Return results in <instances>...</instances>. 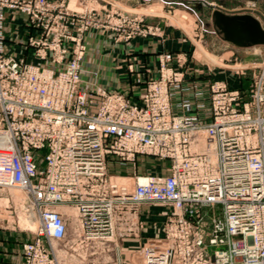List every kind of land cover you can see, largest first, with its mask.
Here are the masks:
<instances>
[{
  "label": "built area",
  "instance_id": "2783aa9c",
  "mask_svg": "<svg viewBox=\"0 0 264 264\" xmlns=\"http://www.w3.org/2000/svg\"><path fill=\"white\" fill-rule=\"evenodd\" d=\"M62 5L0 0V194L24 191L40 228L21 264H60L51 244L67 233L65 205L76 207L83 237L96 242L114 234L118 217L135 218L142 203L173 206L164 236L143 250V264H264V62L247 100L226 82L211 83L208 122L172 111L170 88L185 74L169 64L183 65L180 55H163L160 75L140 101L104 88L93 97L82 85L86 46L68 30L69 21L88 29L92 13ZM4 8L22 12L40 32L23 42L38 63L6 51ZM132 12L115 8L105 21L117 15L114 25L127 39L158 34ZM183 106L192 109L190 102ZM137 154L170 160L169 173L116 182L108 173L113 158L133 161ZM217 205L223 217H213L208 232L201 209ZM208 234L209 244L225 246L213 256Z\"/></svg>",
  "mask_w": 264,
  "mask_h": 264
},
{
  "label": "rangeland",
  "instance_id": "374dc122",
  "mask_svg": "<svg viewBox=\"0 0 264 264\" xmlns=\"http://www.w3.org/2000/svg\"><path fill=\"white\" fill-rule=\"evenodd\" d=\"M51 1L62 3V8H67L70 12L83 13L88 10L87 12L92 13L91 15L94 20L90 27L84 31L78 30V24L73 25L71 21H69L68 24V30L72 34L82 36L83 38V42L86 46L84 58L87 52L85 35L91 30H99L105 34H110L117 42H129L138 36H161L163 33L161 24H168L169 26L178 28L189 42V51L182 56V58H184V64L180 66V64L176 62L179 68H174L184 72L183 68L187 62V57H190L189 59L199 62L204 66L207 72H212L215 74V77L217 76L216 80H212L211 83L214 81H223L227 83L226 80H223L224 76L230 77L231 80L233 76V78L237 80V84L242 87L244 85V88L247 87L248 89L245 94L241 88H237L242 92L243 101L249 98V89L260 73V68L258 66L264 62V45L248 48L231 45L234 47L233 49L235 52L232 57L230 56V53H226L225 55L212 53L205 44V38L211 31L206 16L197 8L188 7V4H186L184 0H175L177 1L175 4H172L174 0H144V3L140 4L137 8H132L121 0H81V3L79 0H72L71 4H69L70 0ZM208 1L213 5H222L233 12L251 13L253 16H256L264 28V0ZM162 6L164 8H162ZM115 8H123L128 11H133V14H138L139 17H142L143 19V27L154 26L159 29L158 34H140L135 35L131 39H127L124 33V28H119L114 25V22L117 20V15L112 17V22L105 21L109 12L113 11ZM187 15L193 16L196 21L188 18ZM27 18L28 17L22 12L15 11L12 8H4L2 19L3 41L7 52L10 54H20L21 56H24L28 62L36 64L39 61L35 57L32 47L27 46V49L24 48L23 42L27 41L30 37H38L40 32L28 26L29 20ZM148 19H157V22H148ZM180 24L184 25L181 26ZM21 25L25 28V31H21L20 27L18 28V26ZM33 29L35 31H33ZM128 30L129 28L126 27V33ZM68 45L70 46V44ZM210 53L217 58L216 61H214L215 59L210 58ZM166 54H171L173 56L180 55L172 53ZM166 54H160L159 56L160 70L161 58ZM172 63L173 62L169 65ZM158 77L152 79H157ZM150 80H148V82ZM229 83H231V81ZM99 88L104 87L96 85L90 91L87 90V92L90 96L94 97V92ZM122 95L133 102L140 101L142 98ZM38 153L39 156L37 157V163L40 168H43L45 166L44 156L47 153V149H42ZM111 163L112 164H110L108 170L109 175H116L123 181L134 184L133 179L124 177L134 175L143 176L147 174L166 175L169 173L167 167L170 164V160L160 159L152 155L137 154L133 161L113 158ZM116 164H118L117 167L113 166ZM8 199L9 202L7 201ZM32 206L33 205L30 203L27 194L20 189H7L0 194V231L8 236L7 243L9 245H7L8 248L5 247V249L8 250L10 255H6L8 254L4 252L6 250L0 247V264H21L25 260V245L35 243L39 238V221L37 219L35 208L33 209ZM172 209V205L142 203L137 209V215L135 218L124 219L118 217L116 219L115 231L111 237L105 240L92 242L85 240L83 237L76 207L71 204L65 205L63 210L65 211L66 216L67 233L64 238L52 241L51 248L53 252L51 253H53L55 257L56 255L58 256L60 264H143V250L149 240H160L164 236L165 226L168 222V214ZM32 211L34 214L33 217L31 214ZM201 214L207 225V231L210 232L213 228V217L219 219L223 217L222 206L217 205L214 207H205L201 209ZM22 217H27L26 219L33 218V224L32 222L29 224L26 220H22ZM130 227H132V229H130ZM209 237L208 234L206 236V244L208 253L213 256L215 255L216 250L223 249L225 246H214L209 244ZM46 244L48 245V242H46ZM15 256H20V261L16 262ZM4 257L6 259L9 258L10 261L4 262Z\"/></svg>",
  "mask_w": 264,
  "mask_h": 264
},
{
  "label": "crops",
  "instance_id": "0c3cea01",
  "mask_svg": "<svg viewBox=\"0 0 264 264\" xmlns=\"http://www.w3.org/2000/svg\"><path fill=\"white\" fill-rule=\"evenodd\" d=\"M79 1L81 3V0ZM184 1L188 4V7H195L206 16L208 25L211 28V31L205 38L206 47L212 51V53L223 55L230 53L232 57L235 52L233 49L234 47L231 45H238L225 40L224 37L217 32L212 14L216 8L226 12L233 11L222 5H213L209 3L208 0ZM71 2L72 0L69 1V4H71ZM163 2L166 3L165 1ZM176 2L177 1L174 0L172 4ZM125 3L132 8H137L140 4L144 3V0H127ZM162 8L164 7L162 6ZM187 17L196 21L191 15H187ZM147 21L157 22V19H148ZM161 25L163 29L161 36H138L129 42H117L110 34H105L99 30L87 32L85 35L87 52L82 61L81 73L83 87L90 91L96 85H101L111 93H122L128 97L141 98L145 92L148 80L156 78L159 75L160 54H180L182 57L189 51V42L178 28L169 26L168 24ZM180 25L183 26L184 24ZM19 27L21 31H25L22 25L18 26V28ZM263 45L264 44L253 46ZM214 57L215 56L210 53V58L216 61L217 58ZM189 58L190 57H187V62L183 68L185 73L183 82L170 88L172 110L175 114H197L201 121L208 122L210 120V84L212 80H216L217 76L215 77V74L212 72H207L204 66L199 62H195ZM171 65L175 68H179L176 62H173ZM223 80L227 81L229 87L241 88L246 94L248 90L247 87L244 88V85L242 87L237 84V80L233 78V76L232 80L228 76H224ZM230 81L231 83H229ZM95 99L100 101L101 97L95 96ZM186 102L192 104V109L189 111L183 106ZM113 166L117 167L118 164ZM7 239L8 236L0 231V247L4 248V250H6L5 247L8 248L7 245H9ZM4 252L8 253V250ZM6 255L10 256L9 253ZM3 259L4 262L10 261L9 258L6 259L4 257ZM20 259V256H17L15 260L18 262Z\"/></svg>",
  "mask_w": 264,
  "mask_h": 264
},
{
  "label": "water",
  "instance_id": "95a60500",
  "mask_svg": "<svg viewBox=\"0 0 264 264\" xmlns=\"http://www.w3.org/2000/svg\"><path fill=\"white\" fill-rule=\"evenodd\" d=\"M127 1V0H121ZM214 25L225 40L241 47L264 44L261 22L247 12H226L216 8L212 14Z\"/></svg>",
  "mask_w": 264,
  "mask_h": 264
},
{
  "label": "bare ground",
  "instance_id": "6f19581e",
  "mask_svg": "<svg viewBox=\"0 0 264 264\" xmlns=\"http://www.w3.org/2000/svg\"><path fill=\"white\" fill-rule=\"evenodd\" d=\"M255 17H256V16H255ZM113 179L116 180V182H119V183H120V182H126V181H123L120 177H117V176H114ZM31 214H32V217H33V215H34V214H33V211L31 212ZM26 218H27V217H26ZM26 218L22 217V220H24V221L26 220V222L29 223V224H30V222L33 221V218H32V219H29V218L26 219ZM21 222H23V221H21ZM23 224H24V223H23ZM32 224H33V222H32ZM28 226H30V225H28Z\"/></svg>",
  "mask_w": 264,
  "mask_h": 264
}]
</instances>
